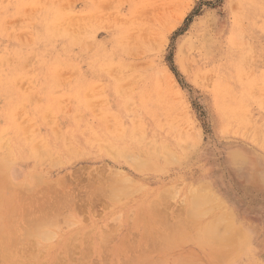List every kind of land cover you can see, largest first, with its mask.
I'll use <instances>...</instances> for the list:
<instances>
[{"label":"rangeland","instance_id":"1","mask_svg":"<svg viewBox=\"0 0 264 264\" xmlns=\"http://www.w3.org/2000/svg\"><path fill=\"white\" fill-rule=\"evenodd\" d=\"M0 37V144L7 146L0 156L9 154L7 165L0 157V170L8 169L0 175L11 179L0 176L6 235L0 232L4 240L19 233L6 218L22 224V211L32 206L43 207L36 215L58 212L49 226L41 224L45 213L38 219L51 241L31 231L40 246L22 254L23 242L13 236L7 241L18 251L5 247L15 254L10 258L1 241L0 264H140L143 257L142 264H179L186 255L195 257L184 258L187 264H218L223 242L234 251L225 246L230 257L221 253L219 264H264V0H0ZM194 189L211 195L197 198L204 209L197 210L217 206L201 219L187 192ZM65 194L64 201L76 203L66 206ZM64 203L71 210L60 208ZM210 218L221 220L223 232L205 224ZM181 221L193 226L182 233L202 239L224 233L222 243L205 237L208 246L197 247L191 235L194 243L187 236L186 245L164 243L171 234L181 241ZM214 249L218 259L208 255Z\"/></svg>","mask_w":264,"mask_h":264},{"label":"bare ground","instance_id":"2","mask_svg":"<svg viewBox=\"0 0 264 264\" xmlns=\"http://www.w3.org/2000/svg\"><path fill=\"white\" fill-rule=\"evenodd\" d=\"M59 30H60V29H59ZM69 34H70V33H69ZM73 35H74V34H73ZM0 38H1V37H0ZM21 40H22V39H21ZM146 42H147V41H146ZM156 42H157V41H156ZM262 42H263V41H262ZM151 43H152V42H151ZM192 43H193V42H192ZM193 44H195V43H193ZM192 47H193V46H192ZM199 47H200V46H199ZM192 49H194V48H192ZM251 53H252V52H251ZM229 55H230V54H229ZM247 57H248V56H247ZM7 60H8V59H7ZM30 61H31V60H30ZM2 62H3V61H2ZM182 63H183V62H182ZM1 65H2V64H1ZM1 65H0V66H1ZM1 67H2V66H1ZM229 85H230V84H229ZM234 115H235V114H234ZM229 126H230V125H229ZM255 128H256V127H255ZM2 136H3V135H2ZM59 136H60V135H59ZM59 136H57V137H59ZM252 137H253V136H252ZM256 138H257V137H256ZM0 139H1V138H0ZM251 139H252V138H251ZM3 140H4V139H3ZM3 140H2V141H3ZM256 140H257V139H256ZM30 142H31V141H30ZM4 143H5V142H4ZM6 143H7V142H6ZM6 143H5V144H6ZM35 143H36V142H35ZM44 143H45V142H44ZM65 143H67V142H65ZM2 144H3V143H2ZM0 145H1V144H0ZM8 145H9V144H8ZM34 145H35V144H34ZM42 145H43V144H42ZM2 146H3L4 148L7 147L6 145H1L0 147H2ZM40 146H41V145H40ZM40 146H38V147H36V148H38V150H40V148H39ZM44 148H45V147H44ZM44 148H43V150H44ZM7 149H8V148H7ZM41 149H42V148H41ZM7 151H8V150H7ZM48 151H49V150H48ZM78 151H79V150H78ZM0 152H1V151H0ZM4 152H5V149H4ZM43 152H45V151H43ZM78 153H79V152H78ZM0 154H2V153H0ZM39 154H41V152H39ZM39 154H38V155H39ZM43 154H44V153H43ZM52 154H53V153H52ZM45 155H46V154H45ZM149 155H150V154H149ZM7 156L9 157V154H7ZM7 156H5V155L0 156L1 158H2V157H3V158L5 157L4 159L2 158V160H3L4 162H6V165L8 164L7 161H5V159L7 158ZM114 156H115V155H114ZM13 158H14V157H13ZM13 158H10V159L12 160ZM57 158H58V157H57ZM57 158H56V159H57ZM147 158H150V157H148V155H147ZM147 158H145V159L147 160ZM52 159H53V158H52ZM59 159H60V158H59ZM114 159H116V158H114ZM132 159H133V158H132ZM8 160H9V158H8ZM57 160H58V159H57ZM136 160H137V159H136ZM36 161H37V160H36ZM133 161H134V159H133ZM148 161H149V160H148ZM148 161H146V162H148ZM8 162L11 163L10 160H9ZM141 162H142V161H141ZM143 162H144V161H143ZM12 163H14V160H12ZM51 163H52V162H51ZM131 163H132V162H131ZM139 163H140V162H139ZM139 163H138V165H139L138 167L141 166ZM4 164H5V163H4ZM59 164H60V163H59ZM134 164H137V163L135 162ZM134 164H133L132 167H134ZM142 164H143V163H142ZM144 164H146V163H144ZM0 165H3V164L1 163ZM9 165H10V164H9ZM147 165H148V164H147ZM147 165H146V166H147ZM3 166H4V165H3ZM36 166H37V165H36ZM7 167H8V166H7ZM7 167H6V168H7ZM109 167H110V166H109ZM141 167H142V166H141ZM141 167H140V168H141ZM143 167H144V166H143ZM150 167H151V166H149V168H150ZM249 168H250V167H249ZM134 169H135V168H134ZM91 170H93V169H91ZM117 170H118V169H117ZM117 170H116V171H117ZM147 170H148V166H147ZM149 170H151V169H149ZM152 170H154V168H153ZM3 171L6 172V171H8V169H7V170H6V169L0 170V173L3 172ZM102 171H104V170H102ZM102 171H101V172H102ZM90 172H91V171H90ZM117 172H119V171H117ZM250 172H251V171H250ZM99 173H100V172H97V174H99ZM7 174H8V172H7ZM127 174H128V173H127ZM3 175L6 176L4 173H3ZM21 175H22V174H21ZM27 175H28V173H27ZM34 175H35V174H34ZM118 175H119V174H118ZM118 175H117V177H118ZM125 175H126V174H125ZM0 176H1V179H2V178H5V177H2V175H0ZM37 176H38V174H37ZM28 177H29V175H28ZM32 177H33V176H32ZM91 177H92V176H91ZM6 178H8V179L6 180ZM6 178H5L6 181L11 180V179H9L8 176H6ZM63 178H64V177H63ZM82 178H83V176H82ZM22 179H23V178H22ZM22 179H21V180H22ZM66 179H67V177H66ZM75 179H76V178H74V180H75ZM79 179H80V178H79ZM79 179L77 180V182L81 180V179H80V180H79ZM93 179H95V178H93ZM107 179H108V181H111V180H109V179H112V178H111V177H109V178L107 177L106 180H107ZM120 179H121V178H120ZM122 179H123V178H122ZM60 180H61V179H60ZM64 180H65V179H64ZM70 180H72V179H70ZM70 180H69V182L71 183ZM82 180H83V179H82ZM88 180H89V179H88ZM90 180H91V178H90ZM99 180H100V179H99ZM104 180H105V179H104ZM0 181H2V180H0ZM6 181H3L2 183L6 182ZM75 181H76V180H75ZM100 181H101V180H100ZM102 181H103V180H102ZM121 181H122V180H121ZM125 181H126V179H125ZM129 181H130V180H129ZM129 181L127 182V184L129 183ZM244 181H245V180H244ZM58 182H60V181H58ZM58 182H57V183H58ZM61 182H62V184H64L66 181H61ZM61 182H60V183H61ZM103 182H104V181H103ZM119 182H120V181H119ZM119 182H118V183H119ZM131 182H132V181H131ZM72 183H74V182L72 181ZM91 183H92V182H91ZM93 183H94V182H93ZM95 183H96V182H95ZM98 183H99V182H97V184H98ZM101 183H102V182H101ZM101 183H99V185H101ZM7 184H9V183L7 182ZM24 184H25V182H24ZM54 184H55V183H54ZM74 184H75V183H74ZM74 184H73V185H74ZM78 184H79V183H78ZM85 184L87 185V183H85ZM89 184H90V182H89ZM97 184L94 185V186H97ZM104 184H105V182H104ZM11 185H13V184L11 183ZM19 185H20V183H19ZM65 185H67V184L65 183V184L62 185V186L65 187ZM91 185H92V184H91ZM102 185H103V183H102ZM102 185H101V186H102ZM1 186H2V185H0V191L2 190V189H1ZM14 186H15V185H13V187H14ZM59 186H60V185H59ZM59 186H58V187H59ZM78 186H79V185H78ZM89 186H90V185H89ZM94 186H93V187H94ZM6 187H7V186H6ZM49 187H50V185H49ZM49 187H48V188H49ZM68 187H69V186H68ZM70 187H71V184H70ZM75 187H76V186H75ZM81 187H82V186H81ZM81 187H80V189H82ZM87 187H88V186H87ZM105 187H108V186L105 185ZM109 187H110V186H109ZM118 187H119V186H118ZM10 188H11V187H10ZM15 188H16V186H15ZM48 188H47V190H48ZM51 188H52V187H51ZM54 188H55V187H54ZM60 188H61V187H60ZM65 188H66V187H65ZM84 188H85V187L83 186V189H84ZM95 188H96V187H95ZM102 188H103V187H102ZM25 189H26V188H25ZM25 189H24V190H25ZM58 189H59V188H58ZM66 189H67V188H66ZM93 189H94V188H93ZM104 189H105V188H104ZM107 189H109V188H107ZM8 190H9V187H8ZM8 190H6V191H8ZM17 190H18V188H17ZM43 190H44V189H43ZM69 190H70V188H69ZM69 190H68V191H69ZM77 190H79V188H78ZM85 190H86V188H85ZM95 190H96V189H95ZM101 190H102V189L99 188V192H97V193H100ZM2 191H3V190H2ZM15 191H16V190H15ZM22 191H23V190H22ZM61 191H62V190H61ZM65 191H66V190H65ZM65 191H64V192H65ZM83 191H84V190H83ZM91 191H92V190H91ZM102 191H104V190H102ZM105 191H106V190H105ZM194 191H195V193H194ZM194 191H193V190H188V191H187V192H189V196H190V194H191V196H192V197L194 198V200H195V201H193V200L191 201V200H190V202H191V206L194 207L193 209H196V206H197V205L199 206V207L197 206L198 209L202 207V204H201V203L198 204V199H202L203 197L206 198V196H207V198L211 199V195H210V197H209L206 193L204 194V192H206V191L203 192L204 196H202V195H203V194H201L202 192H199L200 190L198 191V193H196V189H194ZM201 191H203V190H201ZM10 192H11V191H10ZM20 192H21V191H20ZM45 192H46V191H45ZM51 192H52V191H51ZM66 192H67V191H66ZM66 192H65V193H66ZM92 192H93V191H92ZM110 192H111V191L108 190L109 196L111 195V193H112V194L115 193V192H113V191H112L111 193H110ZM118 192H119V191H118ZM121 192H122V191H120V193H121ZM25 193H26V191H25ZM48 193H49V192H48ZM56 193H57V192H55V194H56ZM58 193H59V190H58ZM67 193H68V192H67ZM87 193H88V192H87ZM102 193H104V192H102ZM108 193H107V194H108ZM120 193H119V194H120ZM36 194H37V193H36ZM51 194H52V193H51ZM55 194L53 193L52 195H55ZM60 194H61V193H60ZM63 194H64V193L62 192V195H63ZM68 194H74V193H71V192H70V193H68ZM68 194H65V195H64L65 197L62 199L63 201L61 200L62 202H67V201H64V199L68 197V196L66 197V195H68ZM77 194H79V193H77ZM80 194H81V193H80ZM88 194H89V193H88ZM194 194H196V195H197V194H198V195L200 194V195L196 197V195L193 196ZM10 195L12 196V194H10ZM10 195H9V197L11 198ZM15 195H16V194H15ZM75 195H76V194H75ZM102 195H103V194H102ZM113 195H115V194H113ZM116 195H118V194H116ZM116 195H115V197L113 196V199L117 197ZM0 196H1V195H0ZM70 196H71V195H69V198H71ZM80 196H81V195H80ZM111 196H112V195H111ZM111 196H110V197L107 196V197H108V198H111ZM200 196H202V198H199ZM9 197L7 196L6 199L9 198ZM43 197H45L44 194H43L42 198H43ZM49 197H51V196L49 195ZM77 197H79V196H77ZM77 197H76V199H77ZM98 197H99V196H98ZM98 197H97V199H98ZM100 197H101V194H100ZM102 197H103V196H102ZM107 197H106V198H107ZM15 198H16V196H15ZM20 198H21V197H19V199H20ZM34 198H35V197H34ZM38 198H40V200H42V198H41L40 196H39ZM55 198H56V197H55ZM72 198H73V197H72ZM197 198H198V199H197ZM26 199L28 200V198H26ZM29 199H30V198H29ZM36 199H37V198L33 199L34 202H36V201H35ZM49 199H50V198H49ZM78 199H80V198H78ZM82 199H83V198H82ZM82 199H81L80 201H82ZM85 199H87L86 196H85ZM94 199H95V198H94ZM94 199H93V200H94ZM113 199H111V200H113ZM212 199H213V198H212ZM11 200L13 201V198H11ZM11 200H9V201L11 202L10 204L13 203ZM27 200H26V201H27ZM33 200H31V201L33 202ZM65 200H66V199H65ZM68 200H69V199H68ZM70 200H71V199H70ZM74 200H75V199H72V201H70L71 204H72V202H73ZM87 200H88V199H87ZM87 200H86V201H87ZM108 200H110V199H108ZM111 200H110V201H111ZM114 200H116V202H118V198H117V199H114ZM206 200H207V199H206ZM214 200H215V199H214ZM1 201H3V199L1 200V198H0V206L2 205V202H1ZM26 201L23 200L22 202L26 203ZM31 201H30V202H31ZM38 201H39V200H38ZM38 201H37V202H38ZM47 201H49V200H47ZM47 201H44L43 203H44L45 205H48V206H49V204H46V203H45V202H47ZM89 201H91V200H89ZM98 201H99V200H97V201L94 200V202H96V203H97ZM196 201H197V202H196ZM204 201H205V200H204ZM204 201H203V205H204V203H205V205H206L207 203H210V202H208V201H206L207 203L204 202ZM6 202H7V201H6ZM6 202H5V203H6ZM20 202H21V201H20ZM30 202H29V203H30ZM37 202L34 203L35 206H36ZM53 202L55 203V201H53ZM56 202H57V201H56ZM59 202H60V200H59ZM70 202H69V204H70ZM74 202L76 203V201H74ZM78 202H79V201H78ZM187 202H188V201H187ZM192 202H193V203H192ZM199 202H200V201H199ZM201 202H202V200H201ZM24 203H23V206H22L23 208H25V207H24ZM40 203H42V202H39V205H40ZM43 203H42V204H43ZM83 203H84V200H83ZM91 203H92V201H91ZM91 203H89V207H90V204H91ZM104 203H105V202H104ZM104 203H103V204H104ZM211 203H212V202H211ZM214 203H215V202H214ZM19 204H22V203H19ZM30 204H31V203H30ZM30 204H29V206H31L33 203H32L31 205H30ZM56 204H57V203H55V205H56ZM58 204H59V203H58ZM58 204H57V207L59 206ZM62 204H63V203H62ZM66 204H67L66 206L69 205L68 202H67ZM77 204H79V203H77ZM80 204H81V203H80ZM92 204H93V203H92ZM153 204H154V203H153ZM13 205H14V204H13ZM13 205H11L12 208H13ZM26 205L28 206V204H25V206H26ZM75 205H76V204H75ZM93 205H95V203H94ZM93 205H91V207H92ZM150 205H152V204L150 203ZM154 205H155V204H154ZM211 205H212V204H211ZM29 206H28V207H29ZM51 206H52L53 209L56 207V206L53 207V206H54L53 204H52ZM70 206H71V205H69V207H70ZM79 206H80V205H79ZM103 206H104V205H103ZM191 206H190V205H189V207L187 206V209H188V208L191 209V208H192ZM213 206L215 207L214 209H216L217 206H215V205H213ZM213 206H210V205H209L208 207H207V206H204V207L207 208V209H206L207 212H206V211L201 212V211L204 210L203 207H202L201 211L196 209V210L198 211V213H199V211L201 212V213H200L201 215H200V214H197V211H196V210H194V212L196 213V216H197V217H198V216L200 217V218H198V219H201V217H205L207 214L211 213V212H209V210L213 211ZM3 207H4V206H2V209H3ZM20 207H21V206H20ZM20 207H18V208H20ZM28 207H26V208H28ZM32 207H33V206H32ZM32 207H31L30 213H29V211H28L29 209L27 210V211H28V214H27V215H29V217H31V221H32L33 223H35V224H33L31 221H28L30 218L28 219L27 215H25V211H24V212L22 211V214H24L23 217L26 216V218L28 219V220H26L27 223L25 224V226L23 225V224H24L23 222H25V219H26V218L24 219V221H22L23 219L21 220V221H22V224H21L20 221H19V223H18V222L15 220L16 218H15V219H14V218H10V217L7 215V216L9 217V218L7 217V218L9 219V221L11 220L10 222H9L8 219L6 218L8 224H9V226H7V228L9 227V230L14 229L12 226H15V228L18 229V230H19V228H20V230H19L20 232L17 230L19 233L22 232V228L24 229V227H25V229H26L25 232H24V231L22 232L23 234L21 233L22 235H20L19 233H16V232H15V234H16L17 236H19V235L21 236V237H20L21 240L19 239V237L15 238L16 235H14L13 232L11 233V231H10V235H12V238H13V236H15V237L13 238L14 241H15L16 239L19 240V245H20L21 242L24 243V242H25V239H27V241L30 242V245L28 244V246H26L27 243H28L27 241H26L24 244L21 243V245L19 246V247H20L19 249H18V247H17L18 245H17L16 247H17V249H18L19 251H21V250L23 251V249H24L23 247H26V248L29 247V246L32 247V246H35V244L38 243L35 247H32V248H33V251H34V249L40 244L38 241H36V242L34 241L35 238H39V236H40L39 233H41L40 238H41V237H42V238L44 237V238H45V241H47V239H49V238H48V236H47L46 233H45V235H46L47 238L45 237L44 232H42V231H43V228H44L46 225L49 226V224H46V223H48L49 221H52V222H51L52 224H53L54 221H55L54 223H56V221H57V218H54V217L56 216V215H54V214H56V212H57L56 210H55V212H54L53 215L50 213V214H51V215H50L51 217L54 216V217H52V219H50V216H47V215H46V212H47V211L44 210V209H43L44 212H41V215L45 213V215H42V216H44V217H42V216L39 215V214H38L39 216L36 215L35 212H37V213L39 212V213H40L41 208H43V207H41L40 210H38V211L36 210L35 207H33V208H34L33 212H32ZM36 207H37V206H36ZM57 207H56V209H57ZM63 207H64V208H68V207H65V203H64V205H62V207H60V208H63ZM82 207H83V206H82ZM106 207H107V206H106ZM209 207H210V208H209ZM218 207H219V206H218ZM23 208H22V209H23ZM60 208H59V209H60ZM104 208H105V207H104ZM107 208H108V207H107ZM150 208H152V207L150 206ZM208 208H209V209H208ZM211 208H212V209H211ZM220 208H221V207H220ZM6 209H7V207H6ZM37 209H39V206H38ZM47 209H48V208H47ZM68 209H69V208H68ZM152 209H153V208H152ZM155 209H156V207H155ZM193 209H192L191 211H193ZM10 210H11L10 212H13V211H14V208H13V209L10 208ZM35 210H36V211H35ZM49 210H50V208H49ZM49 210H48V211H49ZM66 210H67V209H66ZM69 210H71V209H69ZM84 210H85V209H84ZM150 210H151V209H150ZM157 210H158V209H157ZM218 210H219V209H218ZM0 211H1V209H0ZM5 211H6V210H5ZM45 211H46V212H45ZM53 211H54V210H53ZM59 211H60V210H59ZM63 211H64V210H63ZM63 211H62V212H63ZM78 211H79V210H78ZM93 211H94V210H93ZM191 211H190V210H189V211L187 210V213H189V212H191ZM1 212H2V211H1ZM1 212H0V216L4 218V215H2L3 213H1ZM20 212H21V211H20ZM20 212H19V213H20ZM49 212H52V209H51ZM49 212H48L47 214H49ZM81 212H82V211H81ZM96 212H97V210H96ZM194 212L189 213V215L191 214L190 216L187 214V215L189 216V217L187 216L188 218H190V217H191V219L193 218L192 221H193L194 219H196V217H195V218H194V216L192 217V213H194ZM13 213H14V212H13ZM26 213H27V212H26ZM52 213H53V212H52ZM57 213H58V212H57ZM65 213H66V212H65ZM67 213H68V212H67ZM152 213H153V212H152ZM220 213H221V212H220ZM5 214H6V213H5ZM11 214H12V213H11ZM14 214H15V213H14ZM59 214H60V213H59ZM93 214H94V213H93ZM15 215H16V214H15ZM19 215L21 216V214H19ZM31 215H32V216H31ZM34 215H35V216H34ZM70 215H71V214H70ZM72 215H73V214H72ZM78 215H79V214H78ZM83 215H84V214H83ZM95 215H96V214H95ZM37 216H38V217H37ZM45 216H46V217H45ZM216 216H217V215H216ZM1 217H0V221H1L0 223L3 222V218H1ZM12 217H13V214H12ZM40 217H42V218L40 219V220H41V224H42V226H44V222L46 221L44 227H42L41 224H39L40 222H39L38 219H39ZM56 217H58V216H56ZM72 217H73V216H71V218H72ZM214 217H215V216H214ZM34 218H35V219H34ZM43 218H44V219H43ZM46 218H47V220H46ZM68 218H70V217H68ZM74 218H75V217H73L72 219H74ZM79 218L81 219V216H79ZM141 218H142V217H140V219H141ZM215 218H216V217H215ZM215 218L212 219V220H215V221H212L211 218H210L209 222L206 223V222H207V221H206L205 224H207V225H211L210 223H213V224H212L213 226L211 225V228L213 229V227H214V229L216 230V233H217V230L220 228L219 225L222 224L223 222L225 223L226 215H225V218L223 219L222 223L220 222V221H221L220 219H219V220H216ZM227 218H228V217H227ZM1 219H2V220H1ZM13 219H14V221H16V222L18 223V225H17V224L14 225L15 222H14L13 224L11 223V222H13ZM17 219H18V217H17ZM48 219H49V221H48ZM55 219H56V220H55ZM82 219H83V218H82ZM140 219H139V220H140ZM198 219H196V220H198ZM33 220H34V221H33ZM35 220H36V221H35ZM53 220H54V221H53ZM75 220H76V218H75ZM159 220H160V219H159ZM196 220H195V221H196ZM226 220H227V219H226ZM76 221H77V220H76ZM211 221H212V222H211ZM218 221H219L220 223H216V222H218ZM28 222H29V223H28ZM36 222H37L38 224H37ZM189 222H191V221L189 220ZM189 222H188V221L186 222V223H188V224H185L186 226L184 225V223H182V221H181L182 224L179 222L176 226L179 227L180 224H181L182 226L180 225L179 228H181V229H179L178 231L181 232V230L184 229L183 227H186V228L189 227L188 229H186V228H185V229H186V231L189 230V231H187V232H191V231H190V228L193 227V226L189 225ZM226 222H227V221H226ZM10 223H11V226H10ZM191 223H192V222H191ZM197 223H198L197 221H196V223L193 221V224H197ZM214 223H216V224H214ZM19 224H20V225H19ZM28 224H29V226L27 227ZM30 224H31L32 228H31ZM36 224H37V225H36ZM156 224H157V223H156ZM193 224H192V225H193ZM22 225H23V227H22ZM34 225H35V226H34ZM157 225H158V224H157ZM187 225H188V226H187ZM203 225H204V224H203ZM215 225H216V226H215ZM226 225H228V224L226 223ZM1 226H2V227H1ZM16 226H17V227L19 226V228H17ZM36 226H37V227H36ZM39 226H40V227H39ZM176 226H175V227H176ZM204 226H205V225H204ZM21 227H22V228H21ZM33 227H34V228H33ZM35 227H36V228H35ZM177 227H176V228H177ZM195 227H197L198 229H200L198 225H196ZM195 227H194V228H195ZM209 227H210V226H208V228H209ZM217 227H219V228L217 229ZM221 227H222V225H221ZM1 228H2V229H1ZM30 228H31V230H29ZM38 228H39V229H38ZM158 228H159V227L155 228V231H156ZM161 228H163V230H164V227H161V226H160V229H161ZM3 229H4V224L2 223V224H0V230H1L2 233H4L3 235H6V234H5V231L3 232ZM16 229H14V230H12V231H16ZM25 229H24V230H25ZM27 229H28L29 231H28ZM35 229H36V231H35ZM177 229H178V228H177ZM177 229H174L175 231H174V230H172V231H174V233H175V232L177 231ZM198 229H197V230H198ZM214 229H213V230H214ZM220 229H221V231H219V232H223V231H222L223 228H220ZM220 229H219V230H220ZM38 230H39V231L41 230V231L39 232ZM192 230H193V229H192ZM209 230H210V229H209ZM209 230H208V231H209ZM31 231H33V233L35 232V234H33ZM155 231H154V232H155ZM166 231L170 232L171 230L169 231V229H168V230L166 229ZM178 231L176 232V233H177V236H179V234H180V236L183 234V236L181 237V238L183 239V242H181L182 239H179V240H181V241H177L178 243H175L176 241H174V238L171 236V235H173V234L169 235L170 233H167V234H166L167 236L169 235L168 238L171 237L170 240H169V239H166V235H165V234H164V236L162 235L161 240L164 241V240L166 239V241H167V240H168V241H172L171 239H173L172 242H174V243H172V242H169V243H172V244L176 245V246L173 245L174 247H178V244H179V245H182L181 243H183L184 245H186V243L184 242V238H183V237H184V236H185V237L187 236V238H188L191 234L187 235V234H185L186 232H185V233H184V232H183V233H182V232L180 233V232H178ZM183 231H184V230H183ZM194 231H195V230H194ZM204 231H206V230H204ZM204 231H203V232H204ZM1 232H0V234H1V238H2V239L0 240V242L3 241V243H4V241H5V243H6V241H7L8 239H11V241L13 240V239L11 238V236H8L9 234L6 236V240H4L5 237L2 235ZM26 232H27L28 234H29V232H30L31 236L28 235ZM159 232H160V230H159ZM161 232H162V230H161ZM161 232H160V233H161ZM203 232H202V233H203ZM214 232H215V231H214ZM219 232H218V233H219ZM228 232L230 233L231 231L229 230ZM25 233H26V234H25ZM42 233H43V234H42ZM171 233H173V232H171ZM200 233H201V232H200ZM208 233H210V232H208ZM211 233L213 234V232H211ZM32 234H33V238H34V239L31 238V237H32ZM156 234H157V233H156ZM156 234H155V235H156ZM161 234H163V233H161ZM161 234H160V235H161ZM212 234H211V237H212ZM214 234H215V233H214ZM220 234H221V233H220ZM231 234H234V233H233V232L230 233V236H232L231 238L233 239L232 242H234V241L236 240V239H234V238H236L237 235H231ZM27 235L30 236V237L28 238ZM35 235H36V236L39 235V236L36 237ZM43 235H44V236H43ZM158 235H159V233H158ZM158 235H157V237H159ZM195 235H196V234H195ZM195 235L192 234L190 237H192V236H193L192 238H194V237L196 238V237H197V238H196V240L198 239L197 241H195V239H194L195 242H198V243H196L197 247L199 246V247L203 248L204 246H201V243H202V242H203L202 245H203V244L206 245L208 242H209V244L212 245L213 243H211V242H212V240L215 239L214 241H217V245H219L220 243H222V241H221L222 239H220V238H222V235H224V233L221 234V237H220L219 234H218V236L215 234V235H216V238H218V239H216L215 237L211 238V237H209L210 235H209L208 237L205 236V235H203L204 238H205V237L209 238L208 240H207V238H206L205 241H204V238L202 239V237H201L200 235H197V236H195ZM2 236H3V237H2ZM22 236H23V237H22ZM24 236L27 237V238H25ZM34 236H35V237H34ZM177 236H176V240H178V238H180V236H179V237H177ZM234 236H235V237H234ZM258 236H259V235H258ZM261 236H262V235H261ZM8 237H10V238H8ZM163 237H165V238H163ZM190 237H189V238H190ZM228 237H229V236H228ZM23 238H24V239H23ZM42 238H41V240H42ZM44 238H43V239H44ZM159 238H160V237H159ZM159 238H158V239H159ZM189 238H188V242L190 243V241L192 242L193 239H192V238L189 239ZM210 238H211V240H210ZM228 239L230 240V237H229ZM31 240H33V241H32L33 244H31V243H32ZM161 240H160V241H161ZM202 240H203V241H202ZM206 240L208 241L207 243H206ZM11 241H7L8 243L10 242V244H9V245H8V244H5L4 246H3V243L1 242V243H2V248H4V251L7 252L8 254H9L10 251H15V250H16L15 247H14L13 245H11ZM20 241H21V242H20ZM43 241H44V240H43ZM49 241H51V239H49ZM163 241L161 242V244H164V243H167V244H168V241H167V242H164V243H163ZM199 241H201V242L199 243ZM224 241H225V240H224ZM227 241H228V240L226 239V242H227ZM12 242H13V241H12ZM16 242H17V241H15V243H16ZM218 242H219V243H218ZM228 242H229V241H228ZM228 242H227V243H228ZM238 242H239V241H238ZM240 242H241V241H240ZM240 242H239V243H240ZM159 243H160V242H159ZM192 243H194V242H192ZM224 243H225V242H223V248H221L222 250L220 249L221 251L219 250V252H218V255H219V258H220V260H217V261H218V264H219V261H221V260L223 261V257L221 258L220 256L222 255L221 253H223V254L225 253V251H226L225 249H227V248H225V246H228V251H230L229 248L232 247V245H230V244H229V245H228V244L226 245V244H224ZM229 243H231V242H229ZM241 243H242V242H241ZM25 244H26V245H25ZM167 244H166V245L164 244V245L167 247V246H168ZM199 244H200V245H199ZM215 244H216V243H214V246L217 247V245H215ZM231 244H233V243H231ZM259 244H260V247H261V249H259V250L264 254V236L260 237ZM10 245L14 248V250H13L12 248L9 247ZM24 245H25V246H24ZM47 245H48V244H47ZM47 245H46V246H47ZM142 245H143V244H142ZM142 245H141V246H142ZM170 245H171V244H170ZM184 245H183V246H184ZM244 245H245V244H244ZM244 245H243V246H244ZM7 246H8V247H7ZM39 246H40V245H39ZM46 246L44 247L45 250H47V249H46ZM145 246H146V244H145ZM165 246H164V247H165ZM206 246H208V244H207ZM5 247L10 248L11 250L9 249L10 251L8 252V251H7L8 249H7V248L5 249ZM50 247H51V246H50ZM52 247H53V246H52ZM211 247H213V246H211ZM0 248H1V245H0ZM22 248H23V249H22ZM32 248H31V249H32ZM161 248H162V247H161ZM224 248H225V249H224ZM238 248H239V247H238ZM238 248H237V249H238ZM20 249H21V250H20ZM127 249H128V248H127ZM145 249H146V248H145ZM151 249H152V248H151ZM156 249H157V248H156ZM177 249H178V248H177ZM218 249H219V248H218ZM223 249H224V250H223ZM233 249H234V248L232 247L231 250L234 251ZM1 250L3 251V249H1ZM18 250H16V252H17ZM36 250H37V249H36ZM132 250H133V249H132ZM162 250H164V249H162ZM172 250H173V249H172ZM203 250H204V249H203ZM214 250H215V249H214ZM4 251H3V252H4ZM22 251H21V252H22ZM135 251H136V250H135ZM139 251H140V250H139ZM148 251H149V249H148ZM148 251H147V252H148ZM158 251H159V250H158ZM170 251H171V249H170ZM204 251H205V250H204ZM217 251H218V250H217ZM239 251H240V250H239ZM241 251H242V249H241ZM24 252H25V251H24ZM143 252H144V251H143ZM147 252H146V253H147ZM230 252H231V251H230ZM0 253H2V252H0ZM19 253H20V252H19ZM30 253H31V252H30ZM30 253H28V254H30ZM33 253H34V252H33ZM134 253H135V252H134ZM215 253H216V250H215V252H212V253L209 252L208 255H211V258H212L213 255H214V256L216 255L215 258L217 257V259H218L217 253H216V254H215ZM226 253H227V252H226ZM226 253H225L224 255L227 256V257H230V255H228V254H226ZM237 253H238V252H237ZM3 254H4V253H3ZM13 254H14V253H13ZM13 254H12V253L9 254V258H10L11 256L13 257ZM22 254H23V252H22ZM28 254H26V255H28ZM212 254H213V255H212ZM220 254H221V255H220ZM234 254H235V253H234ZM10 255H11V256H10ZM14 255H15V254H14ZM16 255H17V254H16ZM26 255H25V256H26ZM68 255H69V252H68ZM224 255H222V256H224ZM236 255H238V254H235V256H236ZM4 256H5L7 259H6ZM22 256H24V255H22ZM28 256H29V259H32V258H30L31 255H28ZM28 256H27V257H28ZM190 256H191V257H190ZM190 256H189V255H188V256L186 255V257L184 256L183 259H182L180 256H179V258H177V257H172V258H174V260H175V258H176V259H179V260H177L178 262L182 259V260L180 261L179 264H187L188 261H189V262H192V261H190L189 257L191 258V260L195 258V257L192 256V255H190ZM0 257H1V255H0ZM17 257H19V256H17ZM17 257H16V258H17ZM68 257H69V256H68ZM142 257H143V256H142ZM192 257H194V258H192ZM19 258H21V259H19V260H21V261H17V260H18V258H17V259H16L17 262H22V261H23L22 259H25V257H24V258L19 257ZM37 258H39V256H34V257H33V259H37ZM128 258H129V257H128ZM143 258H144V257H143ZM143 258H142V260H145V258H144V259H143ZM147 258H148V257H147ZM164 258H166V257H164ZM164 258H161V257L158 258V257H156L155 259H156L157 261H160V260H163ZM180 258H181V259H180ZM184 258H185V260L188 259V261H187V260L185 261V262H187V263H184ZM196 258H199V257H196ZM215 258L213 257V260H214ZM224 258H225V257H224ZM3 259H6V260L8 261V256H6V254H4V255L2 256V260H3ZM11 259H12V258H11ZM14 259H15V258H14ZM27 259H28V258H27ZM158 259H160V260H158ZM233 259H234V258H233ZM0 260H1V258H0ZM125 260H127V259H125ZM130 260H131V259H130ZM142 260H141V261L139 260V261H140V264H142ZM147 260H149V259H147ZM151 260H152V261H151ZM151 260H150L151 262L149 261L150 263H149V262H146V263H147V264H152L153 262H155L153 259H151ZM164 260L166 261V259H164ZM167 260H168V258H167ZM169 260H170V259H169ZM197 260H198V259H197ZM213 260H212V261H213ZM229 260H230V259H229ZM229 260H228V261H229ZM165 261H163V263H165ZM193 261L195 262L196 259L193 260ZM200 261H202V260H200V258H199V261H198L197 263H200ZM1 262H2V261H1ZM12 262H13V263H11V261L9 260V263H10V264H14L15 261L12 260ZM88 262H89V261H88ZM143 262H144V261H143ZM167 262H168V261H167ZM167 262H166V263H167ZM182 262H183V263H182ZM194 262H193V263H189V264H194ZM213 262H214V261H213ZM215 262H216V261H215ZM3 263H5L4 260H3ZM9 263H8V264H9ZM15 263H16V262H15ZM24 263H25V262H24ZM114 263H115V262H114ZM163 263H160V264H163ZM173 263H174V261H173ZM220 263H221V262H220ZM229 263H230V262H229ZM229 263H228V264H229ZM6 264H7V263H6ZM16 264H17V263H16ZM19 264H20V263H19ZM130 264H131V263H130ZM133 264H137V261H135ZM143 264H145V262H144ZM154 264H159V262H158V263L155 262ZM174 264H175V263H174ZM176 264H177V262H176ZM201 264H204V263L201 262ZM215 264H217V262H216ZM221 264H222V263H221Z\"/></svg>","mask_w":264,"mask_h":264}]
</instances>
